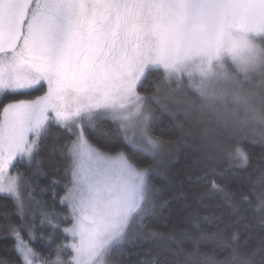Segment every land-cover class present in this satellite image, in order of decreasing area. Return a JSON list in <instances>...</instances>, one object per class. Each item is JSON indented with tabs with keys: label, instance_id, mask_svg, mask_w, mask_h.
<instances>
[{
	"label": "snow or ice",
	"instance_id": "obj_1",
	"mask_svg": "<svg viewBox=\"0 0 264 264\" xmlns=\"http://www.w3.org/2000/svg\"><path fill=\"white\" fill-rule=\"evenodd\" d=\"M152 67L162 73L146 97L137 84ZM45 86L43 95L0 109V193L22 209L28 180L9 170L17 157L38 165L49 124L65 128L73 137L63 146L69 180L60 198L69 242L48 260L13 228L16 250L23 264H108L151 211L156 190L148 167L123 151H101L91 127L110 115L128 143L153 157L162 141L149 134L150 100L195 106L233 131L264 127V0H0V93ZM184 89L193 95L179 96ZM222 150L241 165L248 161L239 147ZM210 187L228 198L215 181ZM41 215V224L59 229L54 214ZM24 227L30 235L31 222Z\"/></svg>",
	"mask_w": 264,
	"mask_h": 264
},
{
	"label": "trees",
	"instance_id": "obj_2",
	"mask_svg": "<svg viewBox=\"0 0 264 264\" xmlns=\"http://www.w3.org/2000/svg\"><path fill=\"white\" fill-rule=\"evenodd\" d=\"M161 73L155 67L147 70L139 92L153 96ZM259 82V77L253 78V84ZM45 90L46 86L26 93H0V109L13 101L33 99ZM185 93L193 95L187 89L178 95ZM148 102L150 133L164 143L156 157L128 143L110 115H101L89 132L99 148L124 150L137 165H151L148 179L156 190L151 211L112 249L108 264H259L264 248V127L251 123L233 131L195 106ZM178 109L180 114L173 116ZM72 138L52 122L35 157L38 165L26 158L14 161L12 170L27 178L28 185L22 192L23 213L14 197L0 193V264H23L13 228L48 260H54L59 246L69 242L61 230L69 225L63 222L67 209L60 198L69 180L63 146ZM234 147L247 154L246 164L229 159L222 150ZM211 181L221 185L228 198L212 192ZM33 199L39 201L38 206ZM41 213L54 214L59 229L41 224ZM29 222L32 238L24 227ZM68 258L67 250H61V259Z\"/></svg>",
	"mask_w": 264,
	"mask_h": 264
},
{
	"label": "rangeland",
	"instance_id": "obj_3",
	"mask_svg": "<svg viewBox=\"0 0 264 264\" xmlns=\"http://www.w3.org/2000/svg\"><path fill=\"white\" fill-rule=\"evenodd\" d=\"M258 43H259V41H258ZM147 71V70H146ZM142 79V78H141ZM140 82V81H139ZM139 82H138V84H137V91L139 92V90H138V85H139ZM140 93V92H139ZM141 95H144V94H142V93H140ZM41 95H43V94H41ZM40 96V95H39ZM145 96V95H144ZM34 99V98H33ZM24 100H31V99H24ZM14 102V101H13ZM148 107H149V109H150V119H149V121H148V130H149V134L151 135V133H150V129H149V125H150V121H151V118H152V108H151V104L148 102ZM160 141H162V140H160ZM163 141H162V144H161V146H160V148H159V150L162 148V146H163ZM97 146V145H96ZM98 147V146H97ZM101 149V148H100ZM101 151H104V152H108V153H112V154H115L116 152H119V151H116V152H111V151H106V150H103V149H101ZM120 151H123V152H125L124 150H120ZM125 154H126V152H125ZM18 158V157H17ZM135 163V162H134ZM139 167H148L149 168V171H150V167L149 166H140V165H138ZM12 174H17V172H15V171H13L12 169H10L9 170ZM148 177H149V173H148ZM23 199V198H22ZM20 208V207H19ZM20 210H21V212L23 213L24 212V208H20ZM69 227V226H68ZM30 245V244H29ZM31 246V245H30ZM32 247V246H31ZM33 248V247H32ZM34 249V248H33ZM35 250V249H34ZM36 251V250H35ZM37 252V251H36Z\"/></svg>",
	"mask_w": 264,
	"mask_h": 264
}]
</instances>
